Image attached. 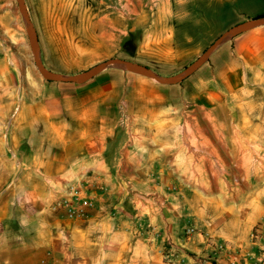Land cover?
I'll return each mask as SVG.
<instances>
[{
    "label": "crops",
    "instance_id": "crops-1",
    "mask_svg": "<svg viewBox=\"0 0 264 264\" xmlns=\"http://www.w3.org/2000/svg\"><path fill=\"white\" fill-rule=\"evenodd\" d=\"M215 1L220 33L264 17V0ZM150 80L100 73L16 101L0 82V264H170L168 249L171 264H264V25L179 84ZM233 184L260 190L233 210L217 192ZM71 189L94 199L88 219L52 208Z\"/></svg>",
    "mask_w": 264,
    "mask_h": 264
},
{
    "label": "rangeland",
    "instance_id": "rangeland-1",
    "mask_svg": "<svg viewBox=\"0 0 264 264\" xmlns=\"http://www.w3.org/2000/svg\"><path fill=\"white\" fill-rule=\"evenodd\" d=\"M22 2L38 38L41 63L49 71L65 76L82 73L113 58L141 64L162 78L179 76L225 32L220 33L221 27L214 20L221 23L230 20L229 10L221 11L215 0ZM34 60L32 38L17 0H0V82L7 88V100H20L22 95L31 98L41 84H57L39 73ZM101 73L137 74L123 67L107 68ZM150 81L158 85L155 80ZM1 94L4 96L5 92L0 91L3 97ZM9 106L12 116L16 113L15 105ZM125 115L128 114L124 112ZM250 161L248 158V173L254 175L256 170ZM259 190L258 185L251 184L217 187V192L231 197L233 210L240 201H245V194L256 195ZM193 228L206 233L201 227ZM252 239L258 241L253 232Z\"/></svg>",
    "mask_w": 264,
    "mask_h": 264
},
{
    "label": "water",
    "instance_id": "water-1",
    "mask_svg": "<svg viewBox=\"0 0 264 264\" xmlns=\"http://www.w3.org/2000/svg\"><path fill=\"white\" fill-rule=\"evenodd\" d=\"M19 10L21 12V16L23 20H25V23L29 29L31 38H32V44H33V55L35 58V65L39 71V73L48 81L55 82V83H75V84H81L84 83L98 74H100L102 71H104L107 68L111 67H123L127 69H131L134 72H136L139 75H142L144 77H147L149 79L155 80L159 84L163 85H176L184 81L187 77L192 75L197 69H199L203 64L207 62V60L210 58L212 53L226 40L230 39L231 37L235 36L238 33L253 29L257 26L264 25V17L251 19L248 21H244L242 23H239L229 29H227L225 32H223L205 51L204 53L194 62L192 63L189 68L182 73L179 76L173 77V78H162L160 77L156 72L152 71L151 69L132 62L128 61L122 58H113L109 59L107 61H104L92 68H90L87 71H84L82 73L72 75V76H65L56 74L54 72L49 71L45 66L41 63L39 59V50H38V38L35 32V29L31 23L28 11L26 7L24 6L22 0H17Z\"/></svg>",
    "mask_w": 264,
    "mask_h": 264
},
{
    "label": "built area",
    "instance_id": "built-area-1",
    "mask_svg": "<svg viewBox=\"0 0 264 264\" xmlns=\"http://www.w3.org/2000/svg\"><path fill=\"white\" fill-rule=\"evenodd\" d=\"M128 117H125L124 123L127 125L128 123ZM130 143L134 141L135 135L130 132ZM95 204V201L93 198H91L89 195L81 194L73 189L69 190L65 196L57 200L53 205L52 208L55 210L62 209L65 212V215L69 218L74 219H88L90 217V210L93 209ZM262 226L258 225L253 230V236L256 240L260 241L262 245V253H264V235H262ZM185 235L187 237H190L191 235L199 236L200 238H204L209 240L207 235L205 233H200L199 231H196L194 228H189L185 230ZM215 247L218 251L226 252L227 254H233L234 251L227 247L223 243L215 244ZM164 260L167 263H172L174 261V254L172 250H166L164 252ZM41 264H53L50 262H47L45 260L41 261ZM236 264V263H231ZM257 264H262V260L258 261Z\"/></svg>",
    "mask_w": 264,
    "mask_h": 264
},
{
    "label": "trees",
    "instance_id": "trees-1",
    "mask_svg": "<svg viewBox=\"0 0 264 264\" xmlns=\"http://www.w3.org/2000/svg\"><path fill=\"white\" fill-rule=\"evenodd\" d=\"M261 17H263V16H260V17H258V18H261Z\"/></svg>",
    "mask_w": 264,
    "mask_h": 264
}]
</instances>
